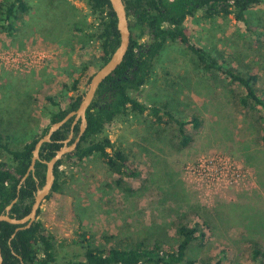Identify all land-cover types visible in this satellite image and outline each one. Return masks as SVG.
<instances>
[{"label": "rangeland", "instance_id": "obj_1", "mask_svg": "<svg viewBox=\"0 0 264 264\" xmlns=\"http://www.w3.org/2000/svg\"><path fill=\"white\" fill-rule=\"evenodd\" d=\"M56 1V14L40 13L39 20L40 11L31 10L13 34L0 32V131L17 146L47 125L45 97L65 105L84 94L100 67L98 41L91 36L99 27L97 14L87 0ZM248 19L258 37L231 15L205 18L198 11L186 26L193 42L240 70H254L264 88V3ZM74 80L76 87L68 88ZM240 91L222 75H199L192 54L168 42L151 78L134 95L146 106L197 115L200 126H187L192 140L181 147L176 126L154 122L147 110L113 121L100 136L135 162V178L111 172L97 155L61 165V187L41 202L36 219L54 237L52 264L84 259L83 233L106 246L144 233L172 248L178 221L203 219L209 224H203L205 240L191 254L219 264H252V242L264 248V142L257 112L237 103ZM6 156L0 148V159ZM201 169L206 174H198Z\"/></svg>", "mask_w": 264, "mask_h": 264}, {"label": "trees", "instance_id": "obj_2", "mask_svg": "<svg viewBox=\"0 0 264 264\" xmlns=\"http://www.w3.org/2000/svg\"><path fill=\"white\" fill-rule=\"evenodd\" d=\"M129 17L130 44L122 62L98 86L94 99L86 111L87 126L74 151L65 154L54 166L55 180L51 192L59 191L62 181L60 168L63 164L75 165L86 158L97 155L113 173L128 178L139 176L135 162L124 151L116 147L105 134V128L118 118L128 114L147 115L156 123L176 126L178 143L187 146L192 135L187 129L191 125L197 129L201 122L194 114L173 113L167 105L146 106L134 95L151 78L157 57L168 42L183 45L193 56L194 66L199 75L216 77L222 75L229 84L241 89L237 96L240 106L249 108L258 114L262 122L260 140L264 142V88L258 86V74L254 70H240L228 61L221 59L210 47L201 46L190 37L186 26L188 17L202 11L205 18L218 15H231L235 20L245 24L252 36L258 37V28L249 22L250 11L264 0H123ZM91 11L97 14L99 27L91 36L98 41V58L100 66L105 63L119 43L117 20L109 0H87ZM59 1L56 0H0V32L13 34L24 14L33 10L38 19L45 14H56ZM42 13V17L39 14ZM147 30V32H145ZM145 33L148 42L141 44ZM72 85L64 87L74 89ZM83 94L69 98L65 105L52 96L45 97L47 106V125L39 132L33 130L21 146L15 145L11 135L0 131V148L6 152L5 159H0V212L16 196L17 201L11 213L22 217L30 210L34 192L42 185L46 166L36 161L34 175L29 174L17 193V184L24 175L31 159L34 143L46 131L48 126L60 120L67 112L76 109ZM71 120L52 134L51 141L44 143L40 149L41 159H50L62 146L70 130ZM74 135L78 124L73 128ZM110 149V151L108 150ZM35 176V177H34ZM39 209L37 214L39 213ZM208 227V219H203ZM199 222L186 223L178 221L175 225L176 242L172 248L165 246L155 236L144 233L134 241L122 244L97 245L93 240L81 236L84 259H72L66 264H219L209 257L191 254L190 248L195 244L202 246L206 232ZM17 225L0 221V248L2 264H52L56 259V247L53 235L47 231L41 221L35 220L29 228L15 232ZM252 264H264V248L252 242L250 248Z\"/></svg>", "mask_w": 264, "mask_h": 264}, {"label": "water", "instance_id": "obj_3", "mask_svg": "<svg viewBox=\"0 0 264 264\" xmlns=\"http://www.w3.org/2000/svg\"><path fill=\"white\" fill-rule=\"evenodd\" d=\"M109 2L117 20L116 26L119 33V43L115 50L112 52L109 59L105 63H103L90 77L87 89L85 90L82 98L80 99L77 108L67 112L60 120L51 123L48 126L47 131L34 143V146L31 150L30 163L27 167L26 172L20 178L19 183L17 184V193L19 192V189L24 183L26 177L29 174L34 175L36 161H41L45 164V178L43 184L38 186V180L34 176L37 183V188L34 192L30 210L27 214L23 215L22 217H16L15 214L11 213V208L18 199L17 196L4 207V210L2 212H0V221H6L11 224L17 225L11 237L14 236L15 232L29 228L32 223L37 219V212L40 208L41 202L51 192V189L54 184L55 164L65 154L74 151V149L76 148L87 126L86 111L89 105L91 104L92 100L94 99L99 84L108 75L113 74L114 70L122 62L123 57L129 47L131 34L129 29V17L126 13L125 3L123 0H109ZM69 120H71L70 130L68 131L67 137L61 141L62 146L55 151L54 155L50 159H41L39 154L41 146L44 143L50 142L52 134L55 131L59 130ZM76 124H78V131L75 134L73 141L69 142L74 135L73 128ZM2 261L3 257L0 248V264H2Z\"/></svg>", "mask_w": 264, "mask_h": 264}, {"label": "flooded vegetation", "instance_id": "obj_4", "mask_svg": "<svg viewBox=\"0 0 264 264\" xmlns=\"http://www.w3.org/2000/svg\"><path fill=\"white\" fill-rule=\"evenodd\" d=\"M145 32H147V30ZM148 40H149L148 35L145 33V35H144V41L148 42Z\"/></svg>", "mask_w": 264, "mask_h": 264}, {"label": "built area", "instance_id": "obj_5", "mask_svg": "<svg viewBox=\"0 0 264 264\" xmlns=\"http://www.w3.org/2000/svg\"><path fill=\"white\" fill-rule=\"evenodd\" d=\"M197 173L198 174H206V172L204 171V169L203 170L201 169V170L197 171Z\"/></svg>", "mask_w": 264, "mask_h": 264}]
</instances>
